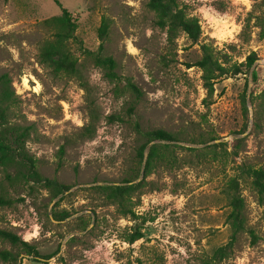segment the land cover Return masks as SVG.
Instances as JSON below:
<instances>
[{
	"label": "rangeland",
	"instance_id": "374dc122",
	"mask_svg": "<svg viewBox=\"0 0 264 264\" xmlns=\"http://www.w3.org/2000/svg\"><path fill=\"white\" fill-rule=\"evenodd\" d=\"M147 1L0 0V91L12 93L0 126L6 135L0 136V229L29 244L23 250L0 238V264H201L230 239L226 181L234 175L246 230L215 264H264V199L235 168L242 162L264 169V37L258 27L245 28L254 1L179 0L199 19L201 40L229 68L210 93L195 65L200 44L183 33L170 42ZM61 7L77 18V40L55 35ZM103 20L101 53L114 58L121 80L95 63ZM49 46L76 59L73 73H55L41 61ZM252 52L258 60L248 68ZM238 65L241 72L233 74ZM245 90L249 125L235 134L244 123ZM137 126L177 139L160 143L165 157L148 174L138 156L146 139ZM236 137H244L237 158L231 147L216 157L206 148L220 138L232 146ZM8 150L68 189L55 194L44 180L30 179L20 159L3 158ZM106 185L134 188L119 205L106 198ZM134 230L142 237L129 243Z\"/></svg>",
	"mask_w": 264,
	"mask_h": 264
},
{
	"label": "trees",
	"instance_id": "16d2710c",
	"mask_svg": "<svg viewBox=\"0 0 264 264\" xmlns=\"http://www.w3.org/2000/svg\"><path fill=\"white\" fill-rule=\"evenodd\" d=\"M57 5L61 6L59 0H53ZM253 9L249 12V16L246 19L245 28L247 27H258L259 35L264 37V0H253ZM146 7L153 12L154 14V25L164 30L166 32L167 38L170 42H173L181 33L185 34L193 43L200 44V49L202 52L201 58L195 62V65L202 70V79L204 81V86L207 91L210 93L213 91V84L215 80L223 75L229 74V68L224 66L222 62L216 57L214 49L211 44L208 42H203L201 40V26L199 19L196 16L190 15L185 6L179 2V0H148L146 2ZM62 14L59 18V28L56 32V37L61 40L71 39L77 40V18H75L66 8L61 7ZM108 23L103 20L101 25L98 28L97 35L101 43L99 44V50L94 56L96 65L104 68L107 72V77L110 79L121 80L122 76L117 74L115 71L116 63L114 58L111 56L102 55L101 51L103 49L102 42L107 36ZM41 61L48 64L49 67L55 73H73L76 69V59L67 52H60L57 48L49 46L44 48L40 52ZM258 60L255 52H252L247 56L246 65L248 68H251L253 64ZM243 65V64H241ZM240 65L234 66L232 73L238 74L241 72L239 68ZM253 79H256L257 71L253 68L251 71ZM126 83L131 89V91L138 97L139 89L133 84L129 79H126ZM12 93L7 87H2L0 91V103L3 104L0 107V126L4 124L6 117V110L12 102ZM260 96L264 101V84L261 89ZM248 97L246 95V90L241 96V108L244 117V123L242 128L235 132V134H243L249 125V114L247 107ZM257 112H254L253 125L258 126ZM137 132L145 137V142L140 145L138 148V156L140 161L145 159L144 165V174L150 173L154 162L162 160L165 157L164 152L161 150V142H175L177 141L176 137L170 132L157 128L143 131L137 126ZM13 135L18 136L15 132H11ZM0 136L5 137L4 131L0 130ZM244 137H236L235 143L232 146H228L227 142L216 141L212 144L206 145V148L210 150L211 155L216 157L218 153L229 154L228 148L231 147L232 151L230 152L234 158L238 157V152L236 149L239 147V142ZM221 139V138H220ZM7 140V138H4ZM150 142L153 143L149 149L148 153L145 154V151ZM165 144H163L164 146ZM220 150V152H219ZM3 158L10 161H18L20 159L23 164L27 167V174L30 179H33L35 182L45 181V186L51 187L56 190L55 194L62 193L64 190L68 189V186L58 183L55 180L44 179L42 178L34 168V164L26 156H14L11 155V152L8 150L4 153ZM238 175L245 176L249 179L250 185L253 190L257 193L259 200L264 199V169L262 167H255L253 165L245 164L242 162H237L235 166ZM29 180V179H28ZM134 188V185H106L102 186V191L106 195V198L109 200L122 204V200L125 196L130 195ZM226 193L229 197V206L230 211L227 216V221L231 227L232 233L230 239L226 244L220 246L211 257L201 259V264H215V261H220L223 259L227 251L232 248L234 245L237 234L241 231L246 230V220L244 217V199L240 193V184L236 175L230 176L226 181ZM1 202L10 204L9 199L1 198ZM250 236L252 237V243H255V234L252 230L249 231ZM142 233L138 230H134L129 234L126 240L129 243H133L135 240L140 239ZM0 238L9 241L13 245L20 246L23 250L29 247V244L23 241L16 234L0 229ZM28 253L29 250H28ZM36 253V252H35Z\"/></svg>",
	"mask_w": 264,
	"mask_h": 264
},
{
	"label": "water",
	"instance_id": "95a60500",
	"mask_svg": "<svg viewBox=\"0 0 264 264\" xmlns=\"http://www.w3.org/2000/svg\"><path fill=\"white\" fill-rule=\"evenodd\" d=\"M224 139H228V137H225ZM220 140H222V139H217L216 141H220Z\"/></svg>",
	"mask_w": 264,
	"mask_h": 264
}]
</instances>
